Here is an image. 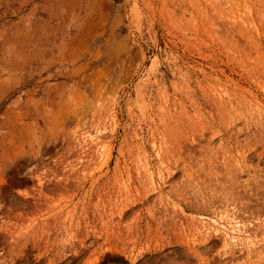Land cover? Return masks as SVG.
<instances>
[{"label": "rangeland", "instance_id": "374dc122", "mask_svg": "<svg viewBox=\"0 0 264 264\" xmlns=\"http://www.w3.org/2000/svg\"><path fill=\"white\" fill-rule=\"evenodd\" d=\"M0 264H264V0H0Z\"/></svg>", "mask_w": 264, "mask_h": 264}]
</instances>
